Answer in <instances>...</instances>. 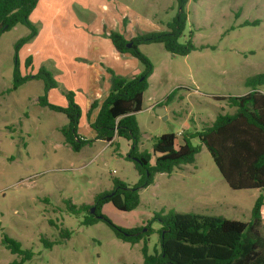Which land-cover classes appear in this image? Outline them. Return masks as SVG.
I'll return each mask as SVG.
<instances>
[{"label":"rangeland","instance_id":"rangeland-1","mask_svg":"<svg viewBox=\"0 0 264 264\" xmlns=\"http://www.w3.org/2000/svg\"><path fill=\"white\" fill-rule=\"evenodd\" d=\"M38 9L45 11L31 20L41 33L38 42L29 41L16 56V43L30 30L18 25L0 38V264L17 258L2 244L3 234L34 252L24 264H144L143 241L132 245L118 239L104 221L86 226L85 214L73 215L65 204L71 200L77 206L92 205L97 194L113 188L115 178L136 184L139 175L127 158L129 143L121 140L115 152L95 141L76 153L61 133L67 117L39 104L45 94L42 80L10 89L16 59L22 76L35 75L41 67L53 74V54L88 58L89 35H100L102 24L117 30L121 15L139 33L167 30L179 11L178 0H40ZM186 11L179 41L192 40L196 50L191 54L174 55L162 44L140 46L154 65L143 110L137 114L139 147L151 154L155 139L163 134H176L179 143L181 134L212 125L218 114H233L235 109L218 97L243 96L250 92L245 81L264 74V0H189ZM28 57L33 59L30 67ZM78 83L70 85L72 89L50 90L48 101L66 107L63 92L83 97ZM260 89L264 93V86ZM155 104L165 109L163 116L149 109ZM192 142L200 144L199 139ZM167 175L141 189L136 210L122 212L112 204L102 209L119 227H145L150 222L151 254L161 250L162 225L154 217L162 210L251 221L261 191L230 188L205 147L193 164ZM62 229L72 232L69 239L61 237ZM262 231L264 235V209ZM42 237L59 243L48 249Z\"/></svg>","mask_w":264,"mask_h":264},{"label":"trees","instance_id":"trees-1","mask_svg":"<svg viewBox=\"0 0 264 264\" xmlns=\"http://www.w3.org/2000/svg\"><path fill=\"white\" fill-rule=\"evenodd\" d=\"M188 1L178 0L179 11L164 31L137 32L134 37L127 39L119 31L107 32V27H104L105 36L110 39L117 52L136 58L143 70L132 78L115 75L109 70L110 92L100 105L94 102L89 110L90 115L99 106L98 115L90 125L96 133L94 139L85 138L79 133L82 109L76 102L74 92H63L68 101L66 107L48 101V92L59 88V84L45 67H41L35 75L22 76L16 59L13 87L10 91H16L30 80H42L45 94L39 98V104L67 117L68 124L61 129V133L65 143L76 153L98 140L110 143L115 152L120 147L119 139L129 143L127 158L134 163L139 175L136 184L131 186L115 178L113 188L97 194L92 205L77 206L71 200L65 202L69 213L85 214L84 225L91 226L104 221L118 239L132 245L143 241L144 264H264V93L259 90L264 86V74L245 81L250 88L249 93L243 96L218 97L235 109L233 114H218L212 125L200 131L181 134L179 143L176 134H163L155 139L152 154L139 147L141 130L137 114L143 110L144 95L149 89V79L154 71L153 63L141 52L140 46L162 44L167 52L177 56H188L196 50L192 40L186 43L179 41L186 28ZM38 3L39 0H0V38L18 25L30 30L29 35L16 43V56L20 47L38 34V29L30 19ZM123 23L124 26L128 24L127 17ZM129 44L131 47H128ZM32 63V57H28L26 65L30 67ZM171 97L172 94L167 101ZM194 139H199L200 144L195 146L192 142ZM203 147L211 154L230 188L261 191L252 209L250 222L162 210L154 217L162 225L161 250L151 254L147 239L152 232L150 222L145 227L123 228L115 225L102 213L106 204H112L122 212L136 210L141 204V189L153 185L158 174L171 175L182 166L193 164ZM92 208H95L94 213ZM144 228L147 231H143ZM71 235L70 230L62 229L61 237L64 240ZM41 240L48 249L59 243L44 237ZM2 244L17 256L10 264H24L34 256L32 250L23 249L20 242L6 234H3Z\"/></svg>","mask_w":264,"mask_h":264},{"label":"crops","instance_id":"crops-1","mask_svg":"<svg viewBox=\"0 0 264 264\" xmlns=\"http://www.w3.org/2000/svg\"><path fill=\"white\" fill-rule=\"evenodd\" d=\"M39 6H40V0L37 8L34 10V12L31 15V20L34 14H39L41 16L42 14L45 13V11H41V13H38ZM48 13L49 12H47V14ZM125 17L124 15H121L120 17V19H122V22L120 24L121 26L120 27L118 26L117 30L112 28L111 29L107 28V32L111 30H115L124 34L127 39L134 37L137 34V30L136 28L133 27L134 26L133 22L129 20L128 17H127L128 24L124 26L123 21ZM120 19H118L119 22ZM105 26L106 25L103 24L101 25L102 32H100V35L98 36L89 35L88 42L89 41L91 42L90 44L91 46L87 51L88 58L77 60L76 58H71V55L66 56L64 54H58V55L53 54L54 59L48 56L49 58L52 59L53 76L58 82L59 88L63 86L65 90L72 89L70 88L71 87L70 85H74L73 83L79 82L77 86H79L80 89L84 91L83 97H81L80 94L75 93V99L82 109V118H81L79 133L83 137L88 139H94L96 136L95 131L91 128L90 125L95 121L98 115L99 106L98 108L94 109L90 115H89V110L94 102H97L100 105L104 101V99L108 96L111 88V82H110L111 73L109 72V70L114 72L115 75L128 77V78H132L142 72L140 66L138 65L139 61L136 58L132 57L129 54L123 55L117 52V50L113 47L110 39L107 38L104 34ZM40 36L41 33L40 35L38 33V35L34 38L35 40L34 43L38 42ZM259 90L261 91V89ZM155 105L150 106L149 109L160 108V104H155ZM83 122L85 123V126L83 129H81ZM121 140L122 139L118 140L120 144H121ZM96 142H103L106 144V146H110V143H106L101 140H98ZM154 160L155 159L153 157L152 163H154ZM163 175L164 174H158L152 186L156 185L159 176H163ZM171 175H167V176H171Z\"/></svg>","mask_w":264,"mask_h":264},{"label":"water","instance_id":"water-1","mask_svg":"<svg viewBox=\"0 0 264 264\" xmlns=\"http://www.w3.org/2000/svg\"><path fill=\"white\" fill-rule=\"evenodd\" d=\"M128 47H131V44H129ZM156 113L160 116H163L165 113V109L163 107L162 108L160 107V108L156 109ZM94 211H95V208H92V213H94ZM145 231H147V230H145Z\"/></svg>","mask_w":264,"mask_h":264}]
</instances>
